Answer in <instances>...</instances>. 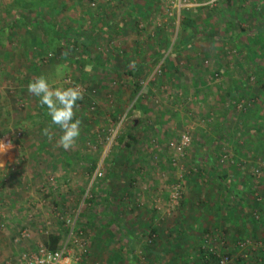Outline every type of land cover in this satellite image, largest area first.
<instances>
[{"label":"rangeland","instance_id":"1","mask_svg":"<svg viewBox=\"0 0 264 264\" xmlns=\"http://www.w3.org/2000/svg\"><path fill=\"white\" fill-rule=\"evenodd\" d=\"M263 25L264 0H0V141L11 142L0 153V264H20L50 235L71 264H201L206 251L212 264H264V97L253 72L264 54L251 37ZM40 75L83 90L68 150L27 91ZM176 224L180 247L161 252ZM105 227L114 238L94 236Z\"/></svg>","mask_w":264,"mask_h":264},{"label":"trees","instance_id":"2","mask_svg":"<svg viewBox=\"0 0 264 264\" xmlns=\"http://www.w3.org/2000/svg\"><path fill=\"white\" fill-rule=\"evenodd\" d=\"M41 8L44 10V11H46L47 12V14H49V16H52L53 14H52V9L54 10V9H57V7H55L54 5H50V6H47V5H45V6H41ZM18 9H25V8H21V7H18ZM51 10V11H50ZM58 10V9H57ZM57 10H54V11H57ZM20 18H25V16L22 14V15H20ZM46 27H47V29H49V33H50V35L52 36L51 38L53 39V40H55L54 39V37H56V38H58V41L60 40V39H63V35L62 34H60V32H59V30H57V28H56V26L54 25V24H50V23H47L46 24ZM181 30L182 31H184L185 33H186V35L187 36H190L191 35V32H192V30H196V24L194 23V20L193 19H191V18H189V17H184V19L181 21ZM191 31V32H190ZM157 32V35H156V38H155V40L154 41H158L159 42V46H163L164 45V43L166 42L164 39H160L159 40V38L158 37H160L159 35H160V33H161V31L159 30V31H156ZM252 37V41H254V40H256V44L259 46V52H261V53H263L264 54V25L263 26H261L260 28H258V30L256 31V34H254L253 36H251ZM250 37V38H251ZM189 40H190V37H189ZM259 41H260V43H259ZM84 43L86 42V41H83ZM87 43V42H86ZM167 43V42H166ZM184 47H186V46H184ZM155 50V49H154ZM157 50V49H156ZM176 50H177V48H176ZM156 53V52H155ZM261 53H259L258 54V52H252V54H251V56H250V54L249 55H247V59L249 60L250 58H255V57H258V56H260V55H262ZM156 55V56H155ZM153 59H157L158 57H157V54H153ZM159 56V55H158ZM140 66V65H139ZM139 66L137 65V66H134V69H137V68H139ZM172 66V65H171ZM253 72L255 73V77H256V83L259 85V95H261V96H263L264 97V66H259V65H255L254 67H253ZM127 74L128 75H130V76H132L133 75V70H131V71H129V72H127ZM136 85L134 84V89H135V92L137 91V87H135ZM232 92H227V96L229 97V98H231L232 97ZM264 120V119H263ZM134 127V126H133ZM259 128H262L261 130H262V132L264 133V123H262L261 125H259L258 126ZM135 134H130V132L128 133V134H126L125 136H124V138H128V139H130V141H132V142H136L137 141V137L136 136H134ZM123 138V139H124ZM122 139V140H123ZM130 141H126V143H124V145L125 146H127V147H130L131 146V142ZM133 144V143H132ZM264 149V147L263 148H261V150L260 151H262ZM263 157H264V155H263ZM261 159V158H260ZM262 161H263V159H262ZM212 163V162H211ZM94 163H93V167H94ZM93 167H91V169H93ZM224 178L222 177V176H220L219 177V181H222ZM227 185V184H226ZM227 187V186H226ZM233 187V189H234V192H236V190H235V188H236V186H232ZM254 188H255V186H253ZM228 188V187H227ZM245 187L244 186H242L241 187V190H243ZM240 190V191H241ZM231 191V190H230ZM237 192H239V191H237ZM236 192V193H237ZM240 193V192H239ZM250 193V192H249ZM250 195V194H249ZM212 196H210V198H211ZM236 197V196H235ZM239 197V195H237V198ZM236 198V199H237ZM240 200H241V198H240ZM90 201H92V200H90ZM105 202H109V195L105 198V200H104ZM218 212H219V210L217 209V212H216V218L221 214V212H220V214H218ZM255 214H253V216H254ZM251 216H252V213H251ZM112 217V216H111ZM113 218V217H112ZM111 220H113V219H111ZM147 224V226H149V227H151V220H149V223H146ZM108 227H109V225H108ZM212 227L214 228V226L212 225ZM212 227L210 226L209 227V232H210V230L212 231ZM119 228H121V226L119 227ZM118 228V229H119ZM181 225H177L176 224V226L174 227V229H173V233L175 234V236H174V241L173 242H171V243H168V245H162L161 246V249H160V251L161 252H165V251H171L172 252V254H174V249H178L179 247H180V244H179V241L181 240V237H180V234H181ZM151 234H155V233H157V228H151ZM236 232H238L239 233V230H237ZM236 232H232V231H230L228 234H231L232 235V237L233 236H235L237 233ZM210 233H212V232H210ZM235 235H234V234ZM96 238H100V239H102V238H105V237H109V239H112V238H114V233H112L111 232V230H109L107 227H105V229L104 230H99L98 232H95V235H94ZM152 236V235H151ZM154 238H149V244H147L144 248H145V250L148 252V253H150V254H152L153 253V248H152V246L154 247ZM59 241H60V236H58V235H50V237H49V242L47 243V249L48 250H51V251H54V250H57V249H59L60 247H59ZM130 242V244L132 243V240H129ZM179 244V245H178ZM198 252H202L200 249H198V251H196V253H198ZM197 255V257H198V254H196ZM117 259H119V256L117 257ZM197 260H199V261H201L202 263L201 264H212L213 262H218V260H217V258L215 257V255L211 252V251H206V254H202V255H200L198 258H197ZM169 264H176V262H175V260H173L171 263H169Z\"/></svg>","mask_w":264,"mask_h":264},{"label":"clouds","instance_id":"3","mask_svg":"<svg viewBox=\"0 0 264 264\" xmlns=\"http://www.w3.org/2000/svg\"><path fill=\"white\" fill-rule=\"evenodd\" d=\"M92 66L86 65L85 71L91 72ZM27 91L39 98V103L46 106L47 114L52 124L59 128L58 144L65 150L73 147L80 136L81 120L76 116L78 101L83 99V90L79 85L64 87L53 86L44 75L37 76L27 85ZM44 135L49 138L54 135L49 129H44ZM11 142L0 141V153L7 151Z\"/></svg>","mask_w":264,"mask_h":264},{"label":"built area","instance_id":"4","mask_svg":"<svg viewBox=\"0 0 264 264\" xmlns=\"http://www.w3.org/2000/svg\"><path fill=\"white\" fill-rule=\"evenodd\" d=\"M263 243H260V246H264ZM71 260L72 258L65 248L51 251L47 248L40 247L33 255L23 256L20 264H71Z\"/></svg>","mask_w":264,"mask_h":264},{"label":"crops","instance_id":"5","mask_svg":"<svg viewBox=\"0 0 264 264\" xmlns=\"http://www.w3.org/2000/svg\"><path fill=\"white\" fill-rule=\"evenodd\" d=\"M242 228H244V224L242 223V221H240V223H239V229H242ZM236 230H238L237 228L234 230V232H236ZM233 232V231H232ZM253 235H255L256 236V234H254L253 233Z\"/></svg>","mask_w":264,"mask_h":264}]
</instances>
